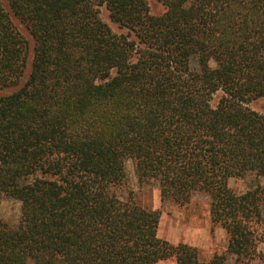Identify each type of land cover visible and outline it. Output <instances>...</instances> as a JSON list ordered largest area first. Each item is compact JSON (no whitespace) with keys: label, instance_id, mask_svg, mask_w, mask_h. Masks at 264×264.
<instances>
[{"label":"trees","instance_id":"16d2710c","mask_svg":"<svg viewBox=\"0 0 264 264\" xmlns=\"http://www.w3.org/2000/svg\"><path fill=\"white\" fill-rule=\"evenodd\" d=\"M157 1L0 0V202L20 204L16 224L0 216V264L264 258V114L248 106L264 97V0ZM129 159L161 201L206 194L226 251L161 238L160 210L117 193Z\"/></svg>","mask_w":264,"mask_h":264},{"label":"rangeland","instance_id":"374dc122","mask_svg":"<svg viewBox=\"0 0 264 264\" xmlns=\"http://www.w3.org/2000/svg\"><path fill=\"white\" fill-rule=\"evenodd\" d=\"M7 5V0H3ZM150 8L155 13L164 11V5L157 0H149ZM100 16L107 22L115 32H126L120 28L109 17V11L103 5L100 7ZM19 30L29 41V62L32 56L33 40L28 31L15 20ZM28 64V69H29ZM192 68H197L196 59L191 61ZM12 88L1 90L0 95L10 92ZM217 95L213 96L215 102ZM248 106L264 114V97L248 102ZM126 178L118 187L117 193L121 198L126 199L132 195L135 201L150 210H160L158 224V235L173 244L185 242L198 249L201 259H207L214 253H224L228 243V235L219 225H213L210 220L209 197L203 193L194 194L190 203L185 206H178L169 201H161L158 186L154 182L141 181L137 174L135 163L129 159L126 161ZM255 179L250 176L245 179H232L231 187L236 191H244L254 185ZM0 216L16 224L20 217V204L12 199L4 198L0 202ZM264 244L261 245L263 247ZM157 264H177L173 258L161 261ZM252 264H264L263 259H256Z\"/></svg>","mask_w":264,"mask_h":264}]
</instances>
